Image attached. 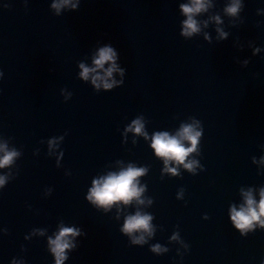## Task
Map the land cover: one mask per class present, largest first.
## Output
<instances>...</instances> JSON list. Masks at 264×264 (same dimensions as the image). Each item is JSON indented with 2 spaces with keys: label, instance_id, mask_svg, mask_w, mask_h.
I'll list each match as a JSON object with an SVG mask.
<instances>
[{
  "label": "water",
  "instance_id": "1",
  "mask_svg": "<svg viewBox=\"0 0 264 264\" xmlns=\"http://www.w3.org/2000/svg\"><path fill=\"white\" fill-rule=\"evenodd\" d=\"M204 2L184 36L191 0H0V158L16 153L0 167V264H56L61 228L78 230L62 264H264V225L231 219L264 189V0ZM105 43L125 69L111 89L92 77L112 62L80 76ZM185 125L195 150L165 164L154 135ZM129 166L138 197L88 199ZM137 213L148 230L122 231Z\"/></svg>",
  "mask_w": 264,
  "mask_h": 264
},
{
  "label": "clouds",
  "instance_id": "2",
  "mask_svg": "<svg viewBox=\"0 0 264 264\" xmlns=\"http://www.w3.org/2000/svg\"><path fill=\"white\" fill-rule=\"evenodd\" d=\"M70 0H62V4H68ZM53 7L59 9L61 4H54ZM76 7L75 4L72 5ZM206 7L204 0H191V4H181L180 8L187 16V19L183 22L182 35L190 36L194 32H198L199 28L197 21L193 18L195 13L204 10ZM239 8L238 3L231 5L227 11L231 14H235ZM225 34L222 32L221 36ZM119 58L117 49L110 43H105V46L100 47L98 55L93 60L95 67H86L83 63L79 65L82 69L80 76L85 80L88 79L90 73L96 72L97 69L104 67L106 62H112L111 67L105 70V76L99 74L92 77V83L99 88L101 83L104 88L111 89L112 84L107 81L105 77H110L113 71L119 70L123 74L125 69H117L116 59ZM0 77H3V72L0 71ZM123 84V81L113 82ZM135 124L134 131L141 132L143 125L139 121H133ZM200 132L193 129L191 125H185L182 127L179 138L177 136H169L167 132L156 133L153 137L152 147L158 156L165 158V164L169 160H174L177 163H184L186 156L195 150ZM182 140H188L191 142V147L185 148ZM16 155L15 152H5L4 156L0 158V167L9 164L12 158ZM195 162L185 164V167L192 169V165ZM172 171H175L174 169ZM144 169H137L129 166L127 169L122 170L118 174L112 173L107 177L99 180H93V187L88 193V199L92 200L98 205L108 206L117 201H123L129 203L134 197H138L141 189L136 186V178L142 175ZM4 183L3 178H0V185ZM246 207H241L237 210L235 207L231 209V219L235 226L241 230L251 228L253 221H258L261 225H264V220H260V216L264 215V189L260 192V201L257 203L251 194V192L245 193ZM142 202V201H141ZM150 216L140 215L137 213L134 216H129L124 224L122 231L126 233H132L138 229L148 230ZM78 234V230L74 228H61L59 234L55 239H50L49 243L52 246L51 250L56 256V264H62L65 259V249L70 248L71 244L68 240L69 235L75 236ZM143 240V237L133 240V243H139ZM158 250V249H154Z\"/></svg>",
  "mask_w": 264,
  "mask_h": 264
}]
</instances>
